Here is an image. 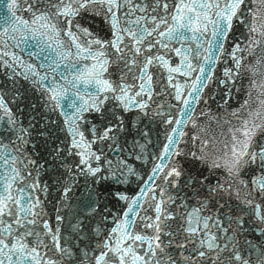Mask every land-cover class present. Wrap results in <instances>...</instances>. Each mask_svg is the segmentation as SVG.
Wrapping results in <instances>:
<instances>
[{
    "label": "snow or ice",
    "instance_id": "obj_1",
    "mask_svg": "<svg viewBox=\"0 0 264 264\" xmlns=\"http://www.w3.org/2000/svg\"><path fill=\"white\" fill-rule=\"evenodd\" d=\"M0 264H264V0H0Z\"/></svg>",
    "mask_w": 264,
    "mask_h": 264
}]
</instances>
